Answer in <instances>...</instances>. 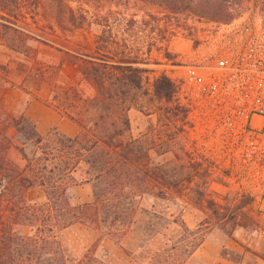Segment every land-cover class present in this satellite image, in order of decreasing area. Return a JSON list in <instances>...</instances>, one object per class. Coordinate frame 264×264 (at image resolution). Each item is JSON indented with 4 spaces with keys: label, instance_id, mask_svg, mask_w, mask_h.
Masks as SVG:
<instances>
[{
    "label": "rangeland",
    "instance_id": "rangeland-1",
    "mask_svg": "<svg viewBox=\"0 0 264 264\" xmlns=\"http://www.w3.org/2000/svg\"><path fill=\"white\" fill-rule=\"evenodd\" d=\"M63 1L77 13V24L68 22L65 31L56 25V0H44L47 24L40 18L19 24L30 31L27 37L0 24V105L18 118L26 116L32 102L58 113L55 106L73 102L65 100L66 91L83 99L92 98L94 92L82 73L89 70L88 63H98L97 59L106 56L103 41L112 33L119 43L118 47L114 46L120 54L116 61L120 57L139 61L142 64L135 67L146 71L140 90L130 96V131L125 138L143 143L151 164L160 166L163 178L158 188L162 198L154 193L144 196L135 223L122 244L118 246L102 238L93 247L96 240L89 248L93 250L89 256L91 261L83 264H201L200 258L192 255L213 230L218 257L238 259L236 250L230 248L234 244L227 247L228 239L237 230L250 236L264 232V213L253 209L263 228L260 231L240 228L228 218L223 219V215L237 216L246 211L243 197H251L247 183L237 180L232 168L208 161L202 150L206 140L193 130L187 110L176 98V89L171 98L161 99L153 87L161 75L179 74L209 58L222 24L193 19L181 21L185 17L167 16L165 11L136 0L113 1L103 5V13L109 10L118 13L110 16L112 29L99 42L101 28L93 24L95 18L88 14V9L94 6H82L77 0ZM258 8L264 9V0L241 1L235 20L252 18ZM177 21L185 25L184 29H176ZM9 137L13 148L7 158L22 168L25 162L16 149L22 140L14 129L9 131ZM74 177L75 186L83 184L85 169H78ZM40 191L44 193L41 188ZM91 191L93 195L92 186ZM45 202L46 195L38 204ZM19 231L31 233L28 227H21ZM93 232L98 239V234ZM61 234L62 246L81 261L89 250L83 256L73 255Z\"/></svg>",
    "mask_w": 264,
    "mask_h": 264
},
{
    "label": "trees",
    "instance_id": "trees-1",
    "mask_svg": "<svg viewBox=\"0 0 264 264\" xmlns=\"http://www.w3.org/2000/svg\"><path fill=\"white\" fill-rule=\"evenodd\" d=\"M113 1L122 0H77L82 6H94L88 9V14L95 18L93 24L101 28L99 42L106 39L107 31L112 29L110 16L118 13L112 10L103 13V5ZM136 1L165 11L167 16L185 17L181 21L193 19L227 24L237 19L243 0ZM56 3V25L65 31L68 22L75 25L77 13L63 0H56ZM37 18L45 24L48 22L44 0H0L3 28L27 37L30 31L19 24ZM177 22L176 29H184L185 25ZM116 38L111 33L103 41L106 56L97 59L98 63H88L89 70L82 73L94 92L93 97L83 99L66 91L65 100L73 102L54 107L62 118L78 126L75 138L66 137L57 130L42 136L29 118L14 117L0 105V264H83L91 261L89 256L93 250L77 261L62 246L60 233L81 225L98 234L93 247H97L102 238L120 246L135 223L144 196L154 193L162 198L158 189L163 183L160 166L151 164L141 141L125 138L130 131V96L133 91L140 90L146 71L135 67L142 64L139 61L127 57L116 61L120 56L116 53L118 49H114L119 46ZM153 87L161 99H169L175 93V85L164 75L154 81ZM11 129L22 140L16 149L25 162L23 168L7 158L8 151L13 148L9 137ZM81 167L85 169L84 182L93 188L94 201L73 205L68 190L77 185L74 175ZM35 188L44 190L45 203L27 202L28 192ZM243 198L246 211L237 216L223 215V219L228 218L240 228L263 230L255 217L254 200L249 196ZM21 227L30 228L31 233L20 232ZM199 246L200 243L195 248Z\"/></svg>",
    "mask_w": 264,
    "mask_h": 264
},
{
    "label": "built area",
    "instance_id": "built-area-1",
    "mask_svg": "<svg viewBox=\"0 0 264 264\" xmlns=\"http://www.w3.org/2000/svg\"><path fill=\"white\" fill-rule=\"evenodd\" d=\"M214 43L209 58L166 77L193 130L206 140L205 157L235 170L263 214L264 9L222 24Z\"/></svg>",
    "mask_w": 264,
    "mask_h": 264
},
{
    "label": "crops",
    "instance_id": "crops-1",
    "mask_svg": "<svg viewBox=\"0 0 264 264\" xmlns=\"http://www.w3.org/2000/svg\"><path fill=\"white\" fill-rule=\"evenodd\" d=\"M26 116L34 122L38 133L42 136L49 134L52 130H57L69 138H75L79 133V128L76 124L62 118L58 113L49 110L39 102L30 103ZM9 151L7 156H9ZM68 193L70 194L71 202L75 204L82 205L93 202L91 186L85 182L80 186L70 188ZM44 198L45 195L40 191V188L32 189L27 194V202L29 204H38ZM214 233V230L211 231L208 238L192 255V258H200L201 264H264V232L257 236H250L237 230L233 237L228 239L229 244H227V247H230L231 243L236 246L233 245L230 248L236 250L238 259L218 257ZM61 237L68 250L77 257L83 256L97 240L92 230L87 228L81 230L76 226L64 230Z\"/></svg>",
    "mask_w": 264,
    "mask_h": 264
}]
</instances>
